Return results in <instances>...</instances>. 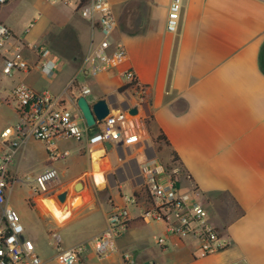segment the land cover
<instances>
[{"label": "crops", "instance_id": "1", "mask_svg": "<svg viewBox=\"0 0 264 264\" xmlns=\"http://www.w3.org/2000/svg\"><path fill=\"white\" fill-rule=\"evenodd\" d=\"M78 1L64 5L60 0H10L0 5V22L16 38L45 46L58 62L49 79L35 67L8 77L15 79L12 87L21 80L36 92L47 90L57 96L68 85L75 73L61 81L63 66L76 64L77 69L91 38H97L76 12ZM106 1L116 22L113 39L124 46L126 59L78 86L86 85L91 95L108 98L112 111L124 109L133 105V99L124 90L121 73L133 70L145 87L152 156L165 165L171 163L173 154L177 156L178 191L185 194L197 188L199 204L229 244L202 255L196 241H179L166 235L164 224L143 221L139 208L126 202L136 190L129 175L102 171L98 165L102 177L98 184L84 144L78 147L67 179L73 185L82 183V206L72 208L75 194L68 186L49 195L55 198L67 192L68 215L62 221L44 199L30 191L27 205L70 237L56 250L98 236L106 226L111 204L127 207L129 220L114 248L103 257L88 248L82 264H125L123 253L132 256L131 264H264V74L260 69L261 58L264 63V0H181L175 32L165 27L170 0ZM23 53L35 66L36 56L27 49ZM69 94L77 96L79 89ZM11 100L0 98L7 106ZM17 119L14 104L12 118L0 124V132ZM94 131L88 128L87 134ZM159 135L163 141L157 140ZM45 146L39 172L49 166ZM99 150L96 147L92 152ZM23 153L10 166L16 177L18 169L13 165ZM105 158L100 156L98 161ZM80 159L85 161L82 167L78 166ZM124 183L129 193L123 192ZM156 237L164 238V244H156ZM56 253L42 258V264H56Z\"/></svg>", "mask_w": 264, "mask_h": 264}, {"label": "built area", "instance_id": "2", "mask_svg": "<svg viewBox=\"0 0 264 264\" xmlns=\"http://www.w3.org/2000/svg\"><path fill=\"white\" fill-rule=\"evenodd\" d=\"M8 1L10 0H0V5ZM60 2L64 5L70 4V0ZM180 8L181 0L169 1L165 24L167 32L176 31ZM75 10L97 38H91L88 51L82 57L68 85L57 96H52L47 90L36 92L21 80L11 89L18 119L13 126L0 132V264H42L33 241L25 237L23 225L7 202V195L18 180L11 174L10 166L31 139L45 143L49 162L46 169L32 178H25L30 184L29 189L33 196L47 200L57 189L59 175L53 164L69 156L68 150L59 149L58 142L67 139L75 142L83 140L84 149L88 153L98 147L106 159L116 162L125 158L134 163L125 167V175H129L136 185L135 194L126 202L139 208L143 221L164 224L166 235L179 241H196L202 255L223 250L229 240L220 228L211 223L207 211L199 204L197 188L193 187L185 194L180 193L176 185L177 162L171 160L169 165H165L152 156L153 144L146 126L150 114L145 87L139 84L133 70L125 69L121 74L125 80L124 90L133 99V105L127 108H136L137 116L128 117L127 108L110 110L104 119L95 123V131L87 134L88 127L76 100L78 96H87L91 92L86 85L78 86L76 76L80 74L89 79L118 67L124 63L126 52L124 46L113 39L116 22L106 0H80L76 3ZM27 31L26 29L25 32ZM24 49L36 56L35 66L28 62L23 53ZM57 66V60L45 46L16 38L0 22L2 76L12 77L35 67L43 76L50 78ZM75 87L79 89V94L71 96L69 91ZM105 142L111 145V150L104 149ZM123 150L128 152L124 154ZM128 220L126 206L111 204L104 230L88 243L76 244L67 249L57 247L56 264H82V255L88 248L99 257L105 256L114 248L115 240L125 231ZM155 243L163 245L164 238L156 237ZM122 259L125 264L133 263L129 253H123Z\"/></svg>", "mask_w": 264, "mask_h": 264}, {"label": "rangeland", "instance_id": "3", "mask_svg": "<svg viewBox=\"0 0 264 264\" xmlns=\"http://www.w3.org/2000/svg\"><path fill=\"white\" fill-rule=\"evenodd\" d=\"M63 70L64 71L60 76L61 81H63V79L73 76L76 71V64H65L63 66ZM15 76L17 75L15 74ZM47 78L49 79V77ZM76 78L78 84H82L88 81V79H85L80 74H78ZM14 80V78H7L0 74V98L6 99L8 97L9 99H12V97H10L9 90L12 87ZM13 105L14 101L12 100L10 101L9 106L0 101V124L6 121V119L12 118ZM8 125L13 126L14 124L9 123ZM83 144V140L81 142H75L72 139L59 141V147L61 149L67 148L70 151V154L68 157L60 159L54 163V167H56L59 172V181L57 189L68 186L70 188V191L74 193L75 196L77 194L80 195V200L77 204L73 205V209H77L83 204V198L81 195L82 188H79L75 191L73 189L72 182H69L67 179L69 178V174L73 170V165L71 164L74 159L77 158V156L79 155L78 147ZM23 150V155L18 156L17 160H15V163L13 165L14 167L17 165L18 180L14 183L11 189V193L7 199V202L11 206L20 223L23 225L24 235L28 239L33 241L35 245L36 254L39 256L40 259H42L44 257H50L51 255L55 254L56 246L63 245L64 241L69 242L70 237H68L62 229H58L51 221L41 219L38 213L27 205L26 197L28 196L30 191V184L25 178L26 176L32 177L40 171L41 159L44 155V143L31 139L26 143ZM88 155L90 159L91 154L89 153ZM84 165V159L78 162V166L82 167ZM98 165L99 168L102 169V171L106 170L109 173H115L116 171H119L122 174L124 169V167H121L122 161L115 162L106 158L102 161H98ZM67 183L71 184L67 185ZM124 186L125 187L123 188V192L129 193V190L126 188L125 183ZM72 201L73 200H71V202ZM43 202L45 203L44 200ZM67 202L68 199H66V204ZM38 203L43 206L41 201H38Z\"/></svg>", "mask_w": 264, "mask_h": 264}, {"label": "water", "instance_id": "4", "mask_svg": "<svg viewBox=\"0 0 264 264\" xmlns=\"http://www.w3.org/2000/svg\"><path fill=\"white\" fill-rule=\"evenodd\" d=\"M90 97V99L88 98ZM76 105L81 113L82 118L84 119L85 125L88 128H93L96 122L101 121L104 119L110 112L113 106L110 105V100L108 98H99L96 95H87V96H78L76 100ZM127 107H124L126 109ZM126 115L131 118H135L137 116V109L127 108ZM103 147L106 151L111 150V145L108 142L103 144ZM119 171H116L118 173ZM82 183L80 181L76 182L73 185V189L76 191L79 188H82ZM66 199H67V192L62 191L55 196V199L51 196L47 198V200H51L55 202V205L58 207L59 204H63L62 208H66ZM78 200H80V195H76L71 202V205H74Z\"/></svg>", "mask_w": 264, "mask_h": 264}, {"label": "bare ground", "instance_id": "5", "mask_svg": "<svg viewBox=\"0 0 264 264\" xmlns=\"http://www.w3.org/2000/svg\"><path fill=\"white\" fill-rule=\"evenodd\" d=\"M123 152H124V154L125 153H127L128 152V150H123ZM91 154V160H92V164H93V167H94V172H93V175H94V178H95V180H96V182L98 183V184H100L101 182H102V177H101V175H100V173H98V160H99V158H100V156H102V151L101 150H99V151H93V152H91L90 153ZM130 164V165H133V163L131 162V161H128L127 162V160L125 159V158H123V161H122V166L121 167H124V169H123V173L125 174V166L127 165V164ZM102 172V171H101ZM134 172H135V167H134ZM54 198V197H53ZM55 199V198H54ZM44 201H45V203L47 204V206L50 208V210L53 212V214L57 217V219H59V220H61L62 221V219H64L67 215H68V209L67 208H62V206H63V204H59V206L57 207L56 205H55V202L54 201H49V200H45L44 199ZM79 201V200H78ZM76 204V203H75Z\"/></svg>", "mask_w": 264, "mask_h": 264}, {"label": "trees", "instance_id": "6", "mask_svg": "<svg viewBox=\"0 0 264 264\" xmlns=\"http://www.w3.org/2000/svg\"><path fill=\"white\" fill-rule=\"evenodd\" d=\"M260 69H261V71H262L263 74H264V63H263L262 58H261V61H260ZM122 89H123V88H121L120 91H121ZM157 140H158V141H163L164 138L162 137V135H159V136L157 137ZM177 159H178L177 156H176L175 154H173V155H172V160L177 162Z\"/></svg>", "mask_w": 264, "mask_h": 264}]
</instances>
